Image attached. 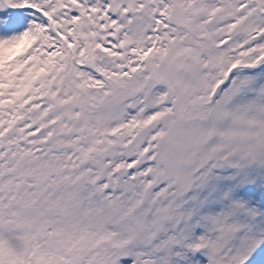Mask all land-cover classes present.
I'll return each mask as SVG.
<instances>
[{"label":"snow or ice","instance_id":"obj_1","mask_svg":"<svg viewBox=\"0 0 264 264\" xmlns=\"http://www.w3.org/2000/svg\"><path fill=\"white\" fill-rule=\"evenodd\" d=\"M0 264H264V0H0Z\"/></svg>","mask_w":264,"mask_h":264}]
</instances>
